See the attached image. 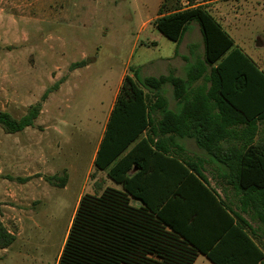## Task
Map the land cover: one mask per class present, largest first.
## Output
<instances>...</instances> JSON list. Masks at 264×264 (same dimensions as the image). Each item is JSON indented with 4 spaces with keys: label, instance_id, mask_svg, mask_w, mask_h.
<instances>
[{
    "label": "trees",
    "instance_id": "16d2710c",
    "mask_svg": "<svg viewBox=\"0 0 264 264\" xmlns=\"http://www.w3.org/2000/svg\"><path fill=\"white\" fill-rule=\"evenodd\" d=\"M188 1L186 8L163 3L153 23L164 37L179 42L188 25L197 22L204 59L187 68L186 79L173 74L142 77L138 70L125 76L95 160L98 170L110 166L108 176L122 185V190L106 188L101 194L82 196L57 264H193L199 254L213 264H261L263 260L264 249L254 241L256 232L250 224L226 209L218 194L178 159L168 156L162 142L156 143L154 152L150 150L155 156L154 190L161 191L159 195L152 193L151 200L146 197L149 186L140 180L141 175L129 176L133 165L146 169L140 165V146L116 161L153 125L154 111H161L154 131L194 138L199 147L236 175L230 176V183L237 181L234 185L245 191L244 207L250 206L264 224V141L261 136L258 142L253 141L256 121H264V72L234 47L229 34L202 6L192 7L197 0ZM84 65L76 63L72 69ZM201 80L202 84L195 86ZM168 84L182 107L179 112L167 109L163 88ZM41 108L40 103L35 104L19 119L0 111V129L17 134L33 127ZM227 123L247 124L253 129L242 159L232 161L222 154L220 142ZM178 180V192L172 191ZM67 181L62 180L60 187H66ZM133 200L139 204H132ZM202 223L213 228L209 240L197 235ZM15 240L0 219V249L11 247Z\"/></svg>",
    "mask_w": 264,
    "mask_h": 264
},
{
    "label": "rangeland",
    "instance_id": "374dc122",
    "mask_svg": "<svg viewBox=\"0 0 264 264\" xmlns=\"http://www.w3.org/2000/svg\"><path fill=\"white\" fill-rule=\"evenodd\" d=\"M185 1L0 0V111L19 119L42 106L33 127L0 129V218L16 237L0 264H57L78 196L98 191L85 176L122 71L158 77L175 53L203 57L195 25L173 42L153 23L163 3ZM231 5L242 16L231 38L264 70V0ZM180 58L172 69L183 76Z\"/></svg>",
    "mask_w": 264,
    "mask_h": 264
},
{
    "label": "crops",
    "instance_id": "0c3cea01",
    "mask_svg": "<svg viewBox=\"0 0 264 264\" xmlns=\"http://www.w3.org/2000/svg\"><path fill=\"white\" fill-rule=\"evenodd\" d=\"M235 0H197L194 1L192 7H198L202 6L223 28L225 32L229 34L231 37V25L232 20H238L242 16L238 15L235 11V8L231 3H233ZM190 3L188 0L184 2L183 7H189ZM158 16V15H157ZM195 25V34L197 36L202 37L200 26L197 22H191L185 33L183 34L182 38L186 33L188 32V29L190 26ZM203 40V37H202ZM233 40V39H232ZM234 42V41H233ZM234 47L239 48L243 53H245L257 66L258 68L264 72V70L257 64L255 60H253L246 51L239 45H237L234 42ZM190 48L193 50L195 47L194 45H190ZM177 57H181L180 59L184 63V75H178L174 73V61H176ZM204 59V52L203 57L194 58L193 57V51L190 52V56H178V53H175L173 57L166 58L164 62L169 63V70L167 73L160 74V76H167L170 74L175 75L176 77H180L183 79H186V70L190 65L196 64L198 61ZM132 74L128 73V68L122 71L120 79L118 81V87L113 94L112 101L107 109L105 111L102 124L100 126L98 140L96 141V145L93 149L92 155H91V161L89 168L87 170L85 180L91 181V185L97 188V193L94 194H101L106 188H115L118 190H122V185L114 182L109 176H108V167L105 170H98L95 167V160L97 158L98 150L100 148L101 142L104 138L105 131L108 125V122L110 120V116L112 113V110L114 108L115 102L117 100L118 93L120 91L121 85L123 83V80L125 76ZM144 77V76H143ZM153 77V76H150ZM202 84V80L199 81L195 86H199ZM167 87H170L172 89V96L173 99L176 101V107L172 108L169 98L167 96V93L165 92V89ZM163 96L166 98L167 101V109L173 112H179L181 110V106H179L178 101L174 97V89L171 85H166L163 88ZM162 118V112L161 111H154L152 114L153 119V125L149 126L140 136L138 139H136L133 143L129 145V147L123 152V154L116 160L118 161L122 157L126 156L132 149L135 147H139L142 149V153H139L138 155L141 156V159L143 161L140 163V165L144 166L146 169H142L141 166L133 165L131 171L129 172L130 177H135L138 175L140 176V180L144 181L146 184H148V190H146L147 195L146 197L151 200L153 198V194L159 195L160 190H154V180L153 175L155 173V156H153L150 152V150H153V152L156 150L155 146L158 141L162 142L166 149L169 150L168 156L174 157L180 161L184 165L186 169L189 170L190 173L194 174L199 180L204 184L205 187H207L209 190H212L218 194V199L220 202L223 203L224 207L228 210H232L238 214H240L252 227V231H255V235L253 236L254 241L262 248L264 249V224L255 216L256 213L251 209V207H244V203L246 202L244 197V190L242 188L235 186L237 184L229 181L230 176L232 178H236V175L231 174L230 169L219 163L217 158L210 155L205 149H202L197 144L196 140L192 137H178L175 134H165L161 135L159 133H156L155 128L158 122ZM255 128L257 129L256 136H251L253 129L249 127L247 124H238L235 126H231V123L226 124V131L225 136L221 139L220 144L224 147L223 148V156L227 158H231L232 161L242 159L243 156L247 153L246 147L249 143V141L253 137L254 142H258L259 137L261 136V139L264 141V121H256ZM238 151V152H236ZM116 164V162L114 163ZM113 164V165H114ZM190 166L196 168V170H191ZM144 170V171H141ZM196 172L200 173L203 178H205V182L200 179V177L196 174ZM69 180V177H68ZM182 181V180H181ZM186 181V176L184 175V182ZM176 181L173 184V187L171 188L172 191L178 192V187H176L177 183ZM68 184V181H67ZM66 184V186H67ZM235 184V185H234ZM66 188V187H64ZM158 189V188H157ZM248 191L251 190L250 188L247 189ZM186 192L187 189H186ZM90 193H93V191H90ZM86 192L81 193L78 196L77 203H79L80 199L83 195H85ZM136 204H139L138 202H135ZM78 206V204L76 205ZM77 208V207H76ZM244 208H246V212H244ZM1 219V218H0ZM2 221V219H1ZM3 222V221H2ZM207 222H211L210 220H207ZM211 224L202 223L197 227V235H199L201 238L204 236L207 237L205 240H209L210 237L213 234V228L210 227ZM210 235V236H209ZM8 249V248H7ZM7 249H0L4 253ZM264 254V253H263ZM193 264H213L205 255L199 254ZM261 264H264V257L261 262Z\"/></svg>",
    "mask_w": 264,
    "mask_h": 264
}]
</instances>
